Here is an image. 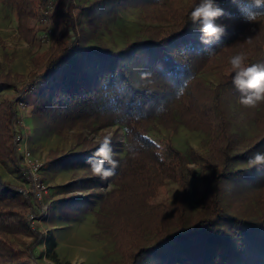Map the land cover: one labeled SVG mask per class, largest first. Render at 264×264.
Segmentation results:
<instances>
[{"label":"trees","instance_id":"trees-1","mask_svg":"<svg viewBox=\"0 0 264 264\" xmlns=\"http://www.w3.org/2000/svg\"><path fill=\"white\" fill-rule=\"evenodd\" d=\"M117 1L93 0L84 9L103 15ZM120 1L142 5L150 24L134 40L113 49L89 46L73 23L74 0H60L53 17L60 39L53 49L33 57L37 66L45 65L35 81L42 88L34 113L55 129L124 126L126 152L123 157L113 154L118 162L109 177L114 187L96 216L125 264H264V164L249 165L251 157L264 153V102L242 108L256 125L255 135L234 130V120L241 117L234 104L243 105L229 63L238 53L247 57L246 65L264 63V9H254L251 0H215L222 9L215 23L223 33L205 44L199 22L191 21L200 0ZM5 2L17 18L20 36L32 42V22L46 0ZM253 12L261 14L250 22L246 16ZM202 72L214 73L218 85L209 86ZM14 75L12 70L1 72L0 92L15 86ZM155 122L174 131L183 124L211 134L200 185H187L196 173L187 154L150 135ZM21 131L17 100L7 96L0 100L1 162L21 164L13 141ZM82 141L85 149L67 156L88 174L63 184L66 192L107 186V179L86 163L104 140ZM110 141L113 152L117 145ZM61 161L55 157L51 163ZM104 167L110 165L105 162ZM168 180L179 181L182 194L174 202L159 201ZM22 189L0 174V264H33L35 248L44 239L28 217L30 211L41 216L42 202ZM84 198L64 203L82 208L89 202L88 195ZM194 198L201 205L197 214ZM15 233L34 234L35 239L23 249L12 238ZM48 246H56L54 235L48 237Z\"/></svg>","mask_w":264,"mask_h":264},{"label":"rangeland","instance_id":"rangeland-1","mask_svg":"<svg viewBox=\"0 0 264 264\" xmlns=\"http://www.w3.org/2000/svg\"><path fill=\"white\" fill-rule=\"evenodd\" d=\"M92 1L74 0L71 8L75 28L85 35L89 46L108 45L113 49L122 48L140 34L142 26L150 24L142 5L118 0L105 14L93 16L84 9ZM186 2L187 0H183V3ZM59 4L60 0H46L45 4L39 5L38 16L32 22L35 35L33 41L28 42L18 32L17 18L12 9L5 0H0V74L8 70L15 72V86L0 92V100L7 96L16 98L22 125V135L20 139H16L21 142L18 152L21 155L26 147L41 162L34 174L30 173L29 167L22 161L18 167L0 161V174L4 179L23 188L22 190L25 189L33 200L38 198L42 202V209H38L41 216L36 217L32 211L28 213L33 229L44 233L43 241L35 248L33 264H125L112 236L104 233L97 223L96 211L101 210L108 191L114 187L111 179L108 178L107 186L102 188L68 192L62 188L63 184L88 174L86 169L75 165L67 156L85 149L82 141L84 137L99 142L105 138L114 139L117 146L112 154L123 157L126 152L124 126L117 123L102 128L73 126L55 129L34 113L42 88L35 81L40 79L45 65L37 66L33 57L53 49L60 39L59 30L53 21ZM73 35L75 37L72 34V39ZM72 39L70 45L75 38ZM201 75L209 86L214 88L218 85L219 79L214 73L202 72ZM234 107L241 110V117L233 122L234 130L246 136L255 135L256 125L253 120L246 118L248 113L242 110L244 106L234 104ZM149 133L160 144L172 142L187 154L189 167L196 170L195 175H190L187 185L190 188L200 185L204 172L203 159L208 152L211 134L190 129L183 124L174 131L158 122L150 126ZM55 157H62L60 165L51 163ZM182 190L179 181L168 180L161 188L157 200L174 202L182 194ZM92 192L95 193L90 194ZM87 195L90 208H86L87 204L80 208L64 203L67 198L80 196L86 199ZM252 203L255 205V200ZM200 206L197 198H194V213L197 214ZM50 235H54L56 239L53 249L48 246ZM12 238L20 248L26 249L35 239V235L15 233Z\"/></svg>","mask_w":264,"mask_h":264},{"label":"clouds","instance_id":"clouds-1","mask_svg":"<svg viewBox=\"0 0 264 264\" xmlns=\"http://www.w3.org/2000/svg\"><path fill=\"white\" fill-rule=\"evenodd\" d=\"M254 9H264V0H251ZM261 13L253 12L247 15L248 21H253ZM222 15V9L218 7L215 0H200V3L191 12V21L199 22L201 40L205 44L212 42L213 38H218L223 33V28L215 23L216 19ZM209 54H212L211 50ZM247 57L243 53L232 56L229 60L232 76V84L241 93L240 103L248 108H254L264 102V63H254L246 65ZM111 141L105 138L99 148L90 156L86 163L92 172L105 180L115 174L118 162L113 159ZM107 162L110 167L105 168ZM264 164V153H256L249 159L250 166Z\"/></svg>","mask_w":264,"mask_h":264},{"label":"built area","instance_id":"built-area-1","mask_svg":"<svg viewBox=\"0 0 264 264\" xmlns=\"http://www.w3.org/2000/svg\"><path fill=\"white\" fill-rule=\"evenodd\" d=\"M22 134H16L14 136V143L15 145L17 146V149H19V146L21 145V142L20 140H16L17 138L20 139V136ZM23 153L20 155L21 156V159H22V162L27 165L29 167V171L30 173H34L37 171L38 167L41 165V162L39 161V159L33 157L31 151L29 149H27L26 147H24ZM36 178V177H35ZM25 192H27L25 189H24Z\"/></svg>","mask_w":264,"mask_h":264},{"label":"water","instance_id":"water-1","mask_svg":"<svg viewBox=\"0 0 264 264\" xmlns=\"http://www.w3.org/2000/svg\"><path fill=\"white\" fill-rule=\"evenodd\" d=\"M74 38H75V37H74V35H73V39H74ZM73 39H72V40H73Z\"/></svg>","mask_w":264,"mask_h":264},{"label":"crops","instance_id":"crops-1","mask_svg":"<svg viewBox=\"0 0 264 264\" xmlns=\"http://www.w3.org/2000/svg\"><path fill=\"white\" fill-rule=\"evenodd\" d=\"M1 2H3V0H1Z\"/></svg>","mask_w":264,"mask_h":264}]
</instances>
